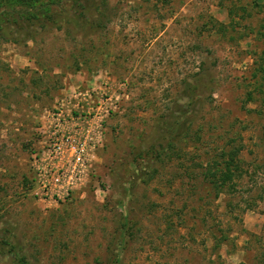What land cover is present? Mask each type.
I'll list each match as a JSON object with an SVG mask.
<instances>
[{
	"label": "rangeland",
	"instance_id": "1",
	"mask_svg": "<svg viewBox=\"0 0 264 264\" xmlns=\"http://www.w3.org/2000/svg\"><path fill=\"white\" fill-rule=\"evenodd\" d=\"M96 1L0 39V264H264V0ZM57 129L97 144L59 196Z\"/></svg>",
	"mask_w": 264,
	"mask_h": 264
},
{
	"label": "trees",
	"instance_id": "2",
	"mask_svg": "<svg viewBox=\"0 0 264 264\" xmlns=\"http://www.w3.org/2000/svg\"><path fill=\"white\" fill-rule=\"evenodd\" d=\"M102 3L103 1L96 0H0V39L27 43L46 28L62 29L64 24H72L81 29L94 14H99ZM93 22L95 23V20ZM179 129L181 130L180 126L175 124L165 148H170L181 140L183 133L179 132ZM163 150H159L157 156L161 155ZM237 152V148L228 152L231 162H226L227 168L219 179L226 181L231 177L233 166L239 169V163L233 159ZM217 179L213 182L216 183ZM2 242L11 246L10 251L13 252L16 264H31L25 254H21L10 240L4 239Z\"/></svg>",
	"mask_w": 264,
	"mask_h": 264
},
{
	"label": "built area",
	"instance_id": "3",
	"mask_svg": "<svg viewBox=\"0 0 264 264\" xmlns=\"http://www.w3.org/2000/svg\"><path fill=\"white\" fill-rule=\"evenodd\" d=\"M97 117V115H95ZM60 126L61 118H58ZM102 122H98L97 126L92 125L95 130L102 127ZM97 144L93 135H88L85 138H75L72 134H61V130L57 129L51 136L49 144V156L57 161L65 148L71 149V155L63 164H56L51 167L47 172L44 168L41 170V165L37 168V183L43 186V189H51L53 195L59 196L61 193H67L69 189H73L79 179L82 177L85 168L87 167L88 160H90V149H96ZM37 159V156H34ZM40 169V170H39ZM50 178V180L48 179Z\"/></svg>",
	"mask_w": 264,
	"mask_h": 264
}]
</instances>
